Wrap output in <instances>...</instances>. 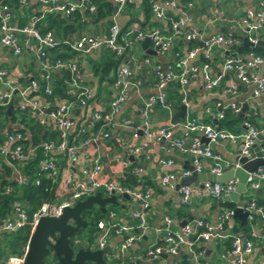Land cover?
I'll return each mask as SVG.
<instances>
[{
  "label": "built area",
  "instance_id": "2783aa9c",
  "mask_svg": "<svg viewBox=\"0 0 264 264\" xmlns=\"http://www.w3.org/2000/svg\"><path fill=\"white\" fill-rule=\"evenodd\" d=\"M110 1L113 4V11L107 31L99 35L80 34L71 41L56 40L50 30L40 32L36 24L45 12L58 13L64 18L80 10L92 15L96 7L91 0H66L64 2L57 0H18L20 8L25 7L28 2L47 4L41 13L29 15L27 22L21 26L12 22L15 7L8 1H0V43L8 48L12 55L18 56L24 52L31 54L38 65L37 73L26 83L19 85L10 78L6 68L0 67V85L2 86L0 106H12L11 108L26 112L28 118L33 119L39 126L41 134L45 131L56 133L55 138L47 137L32 145L29 142V130L16 121L10 122L9 125L13 128L12 132H8L6 127L0 128V158L11 169V175L16 182L23 184L25 176L22 174V168L29 159L35 156V151L39 149L41 156L37 161L38 170L32 179V183L39 186L41 179L44 178L50 183L56 184L58 191L57 197H54L52 201L41 203L32 213L29 221H27L24 209L15 206L11 217L1 221L0 231L12 232L28 223L31 234L40 217H58L65 208L72 207L77 200L84 199L97 190L107 194L115 193L131 197L136 205L131 212V217L136 220V228L142 233L148 229L143 214L149 205V189L140 186H127L118 180L104 178L102 162L94 147L98 138L108 137L109 133L106 128L114 125V117L126 101L130 89L137 88V83L132 79V71L122 62V58L133 42H141L144 38L151 42L157 53L175 59L177 68L175 69L169 64L165 66L153 64L154 93L149 94L137 107L142 119L140 126L135 129L141 133L142 140L138 146L129 148V154L136 155L148 146L149 141L160 140L167 148L191 155L192 169L181 172L183 178L190 176L192 171L195 173L203 171L200 159L210 161L211 164L208 169L210 174L220 175L224 169L240 168L238 162L240 157L254 158L251 149L259 139L260 130L249 126L247 123H245L246 131L235 133L192 117H186L183 122H169L156 130H151L150 122L146 117V110L153 104H158L169 110L165 88L170 82L177 83L178 99L185 108L188 105L186 84L193 78L197 76L200 78L202 88L206 92H212L216 89L219 86L220 76H214L210 72V52L213 48H218L227 53L235 44L234 37L231 34L215 32L202 39L198 45L183 52L177 48L174 40L179 35L185 41H190L195 36V30L191 28L192 1L164 0L162 4L150 1V12L156 19L168 24V32L161 31L157 26L141 29L136 23L121 31L116 17L126 6L132 3V0ZM165 8L175 11V16L168 15ZM237 21L245 29L246 41L251 45L248 47H254L258 40V32L264 28V0H258L255 9H246ZM60 43L64 44L71 52L83 54L100 48H107L120 61L113 78L115 91L106 110H90L87 123L82 122V120L77 121L73 113L89 106V101L93 95L92 90L90 87L81 84L76 64L72 59L59 56L50 58L48 56L47 50ZM263 64L264 55L255 54L251 50L239 55L228 53L222 62L221 72H230L236 81L251 85L253 97L264 96V74H257L255 71ZM62 71L67 72L66 77H62ZM52 74L61 79L66 96L51 97ZM236 91L237 83L229 82L223 92L233 95ZM32 92L34 93L30 95ZM217 105L220 107L216 115L217 118L223 117V109L228 108L233 113L239 111V107L232 102L227 105ZM177 124L181 127V133L174 135L172 129ZM96 125L98 126L96 127ZM121 125L128 126L129 120H123ZM137 130L133 132V136H136ZM198 134L203 136L207 142L202 143ZM237 139H240L241 145L236 159L232 163L222 160L209 147V144L215 141H235ZM25 140L28 142H24ZM258 152H261L263 158L264 150L262 147H259ZM157 163L160 166L168 167L172 161L171 159H158ZM120 165L122 170L128 167L126 156L120 161ZM136 171H140V168H137ZM261 180H264L263 166L257 167L255 172L247 173L246 186L252 190L257 189ZM160 181L168 188H172L176 176L173 172L166 171L161 174ZM236 182L234 177L223 182L206 180L202 183L200 190L201 193L212 198H219L232 192ZM46 189L47 187L44 188V190ZM178 192L180 202L183 204L188 202L191 188L182 185L178 187ZM244 210L247 211L246 218L248 220H252L254 217L252 213H255L264 221V209L261 206H256L250 202ZM232 213V209L222 212L219 215V222L214 228L201 218L182 224L179 228H172L171 219L164 216L160 228L162 231L161 241L145 250V258L153 260L163 253L174 255L183 248L190 264H206L199 259L201 254L194 251L195 241L208 240L218 236V231L222 229L223 222L230 218ZM112 215L109 214L107 218L98 220L95 224L99 248H103L110 234L122 235L132 229V226L116 223L111 219ZM252 236L243 240L237 236L233 237L228 251V256H230L228 264H244L245 256L251 251L253 238L258 239L264 247V232L258 236ZM136 239L137 236L135 235H126L118 250L124 251ZM49 241L53 242V238L49 237ZM26 250L27 244L21 253L8 255L0 264H23ZM254 264H264V255Z\"/></svg>",
  "mask_w": 264,
  "mask_h": 264
},
{
  "label": "crops",
  "instance_id": "0c3cea01",
  "mask_svg": "<svg viewBox=\"0 0 264 264\" xmlns=\"http://www.w3.org/2000/svg\"><path fill=\"white\" fill-rule=\"evenodd\" d=\"M2 1H8L15 7L13 9L12 22L17 26L25 24L29 15L39 14L44 7H47V4L28 2L25 7L20 8L18 0ZM57 1L64 2L66 0ZM103 1L109 3V13L96 17L95 12L91 15L84 10L75 11L72 14H78L79 19L72 17L74 31L67 33L63 38H59L52 29H49L54 38L59 41H71L80 34L99 35L105 33L111 23L113 4L110 0ZM150 1L161 4L164 2V0ZM190 1H192L190 10L192 16L191 28L195 30V36L190 41L183 40L180 35L177 36L174 44L180 51L184 52L186 49L198 45L202 39L215 32L231 34L235 39V44L227 53L218 48L211 50L210 72L214 76H220L219 86L212 92H206L202 88L198 76L190 80L185 88L188 105L185 108L183 117H178L176 123L183 122L186 117H192L198 121L214 125L220 119L216 117L217 112L220 110L217 104L227 105L232 102L239 107V110L242 104H246L247 110L243 114L244 117L237 115L239 111L235 113L240 120L230 131L235 133L246 131L247 126L245 123L258 128L260 130L259 139L251 149L253 155H255L259 147L264 150V96L253 97L251 85L236 81L234 75L230 72L222 73L221 65L228 53L243 54L238 51L239 48L245 45L242 40L246 38V32L237 20L246 9H255L258 0ZM125 9L126 7L116 17L121 31L136 23L141 29L157 26L161 31L168 32L166 22L156 19L150 11H145L143 0H132V3ZM165 9L168 15L175 16V11L170 8ZM46 14L51 13L45 12L43 17L37 22L36 27ZM69 22L72 21L70 20ZM42 23L44 24V22ZM257 39L264 42V28L258 32ZM136 50L138 51L137 53ZM47 52L50 58L60 55L64 56V58L72 59L76 64L81 84L90 87L92 90L93 95L89 101V106L73 113L77 121L82 120V122L87 123L88 114H90L89 112L92 109L106 110L107 104L115 91L113 78L116 68L120 64L118 58L109 49L100 48L83 54L71 52L64 44L60 43L49 48ZM122 62L131 69L132 79L137 83V88L130 89L126 101L114 117V125L106 128L109 133L108 137L98 138L94 147L99 153L102 162V175L104 178L118 180L127 186H140L149 189V205L143 214L148 229L142 233L136 228V220L131 217V212L136 205L131 197L115 193L107 194L104 191L97 190L89 195L90 201L86 203L79 213L84 225H80L68 238L67 246L72 250L70 262L72 264H190L186 259L187 253L183 248L174 255L163 253L153 260L145 258V250L161 241L162 231L160 228L162 227L164 216H168L171 219L172 228H179L182 224L198 218L203 219L214 228L219 222V215L225 210L232 209L233 211L235 207H241L244 210L248 203L253 202L255 204L258 197L264 199V180L259 182L257 189L252 190L246 186V190L239 195L238 201L232 203L218 201V198H212L201 193L202 180L195 178L187 185L191 188V193L188 202L183 204L180 202L178 188H175V186L184 179L181 176V172L191 166L192 157L189 153L167 148L160 140L156 139L149 141L148 146L141 152L131 155L132 158L130 160L127 159L128 167L122 170L120 161L125 156L127 158V155H130L128 152L129 148L138 146L142 140L141 133L135 129L140 126L142 119L137 107L149 94L154 93L155 76L152 71L153 64L156 63L160 66L169 64L173 68H177L175 59L157 53L149 40L143 48L140 46V42H133L128 47ZM0 67L6 68L10 78L18 85L30 80L38 69L37 62L31 54L24 52L18 56L12 55L10 50L1 43ZM106 68H109V71L105 74L103 70ZM255 71L257 74H264V64ZM56 78V75L52 74V86ZM229 82L237 83V91L233 95L223 92ZM168 85L165 88V94L169 103V110L158 104H153L146 110V117L150 122L151 130L167 125L171 116L181 104L178 99V91ZM1 89L2 86L0 85V91ZM123 120H129V125H121ZM8 124L10 123L8 122ZM214 126L216 127V125ZM134 129L137 130L136 136L132 135L135 132ZM172 130L174 135L181 133V127L178 124ZM199 139L202 143H205L203 136H199ZM240 145V139L235 141L219 140L210 143L209 147L222 160L232 163L236 159ZM158 159H171L172 164L168 167L160 166L157 163ZM200 164L203 169L201 173H210L208 171L211 164L209 160L200 159ZM113 166L116 167L115 170L112 169ZM137 168H140V171H136ZM166 171L173 172L176 176V181L172 188H168L160 181L161 174ZM225 203H232L233 208H228ZM109 214H113L111 219L116 223L132 226V229L122 235L110 234L103 248H99L96 237V225L92 233H90L91 230L88 227L89 224H94L95 217L98 218V221L105 217L107 218ZM252 214L254 216L252 220H248L245 216V224H241L237 218L231 215L230 218L223 222L222 229L218 231V236L208 240L195 241L193 248L196 253L201 254L199 259L206 262V264H228L230 258L228 251L230 250V243L233 237L237 236L243 240L253 237L252 235L258 236L264 232V221L255 213ZM68 222L73 224L72 220H68ZM243 227H245V230H243ZM128 234L137 236V239L130 247L120 252L118 250L119 245ZM99 250H103L101 258L98 256ZM263 255L264 247L258 239L253 238L251 251L245 256L244 264H254ZM64 256V252H60L58 255L59 258ZM43 259H46L49 264H57V258L53 257V252L51 251H48Z\"/></svg>",
  "mask_w": 264,
  "mask_h": 264
},
{
  "label": "trees",
  "instance_id": "16d2710c",
  "mask_svg": "<svg viewBox=\"0 0 264 264\" xmlns=\"http://www.w3.org/2000/svg\"><path fill=\"white\" fill-rule=\"evenodd\" d=\"M2 1V0H1ZM95 5H97L95 10V16L99 17L105 13L110 12V5L108 2L103 0H91ZM150 0H143L144 9L146 12L150 11ZM79 19L78 14H72L67 18L62 17L59 14H46L44 18L41 20L37 27L41 32L45 30L52 29L55 35L59 38H63L67 33H72L74 31L73 20ZM72 22H69V21ZM44 22V24L42 23ZM43 25H42V24ZM167 27L168 24L166 23ZM251 50L255 54L264 55V48L261 46H255L249 48L248 46H243L239 48L240 53H245ZM64 58V56H60ZM109 71V68L103 70L106 74ZM62 77L67 76V72H61ZM170 87H173L177 90V83L170 82L168 83ZM34 92L30 93L32 95ZM64 97L65 88L59 77L55 79V83L52 86L51 97ZM177 96V92H176ZM50 97V99H51ZM46 99V98H45ZM8 106H0V128L7 129L8 132H12L13 128L9 126L8 122H17L23 124L30 133L29 142L32 145L37 144L40 140L45 139L47 137L55 138V132H43L41 134L39 126L33 121V119L28 118L27 113L24 111H20L17 108H12L7 112ZM239 117L235 113H233L230 109H225L223 111V117L215 122L217 128H225L231 130L239 121ZM98 125H96L97 127ZM28 142V141H24ZM41 153L40 150L37 149L35 151V156L26 162L24 167L22 168V174L25 176V182L23 184H18L14 177L11 175V169L1 160L0 158V223L5 218L11 217L13 209L15 206H20L24 209L27 215V221L30 220L32 213L41 205L43 202L52 201L54 197H57L58 191L56 190V184L50 183L49 180L41 179L40 185L35 186L32 183V179L37 173V161L40 158ZM12 160V159H10ZM130 164H132L130 162ZM113 170L116 167H112ZM120 178V176H118ZM47 187L46 190L44 188ZM256 205L261 206L264 209V199L257 198ZM228 208H233L232 203H225ZM97 217H95L94 224H89L90 233L93 232L95 222L97 221ZM245 230V227H243ZM30 236V225L26 223L25 225L17 228L12 232L0 231V263L8 256L12 254L21 253L22 249L27 244L28 238ZM44 264L47 263L46 259H43Z\"/></svg>",
  "mask_w": 264,
  "mask_h": 264
},
{
  "label": "water",
  "instance_id": "95a60500",
  "mask_svg": "<svg viewBox=\"0 0 264 264\" xmlns=\"http://www.w3.org/2000/svg\"><path fill=\"white\" fill-rule=\"evenodd\" d=\"M148 42L147 38H144L140 42V46L143 48ZM242 43L251 46L247 43L246 38H243ZM255 46H261L264 48V42L258 40ZM11 106H8L7 112L9 113ZM247 110V105L242 104L238 116L244 117V112ZM185 113V106L180 104L178 110L171 116L170 123H175L178 117L182 118ZM205 139V138H204ZM205 142L207 140L205 139ZM261 152H256L254 158L247 159L246 157H240L238 162L240 163V168L237 169H224L220 175H212L208 172L205 173H195L191 172L190 176L182 179L175 188L182 185H188L190 181L195 178H200L202 183L206 180L215 181H226L232 177L236 178L237 182L235 189L227 195H222L218 198V201H227L236 203L238 197L241 193L246 190V175L249 172H255L257 167L264 166V157H261ZM131 155H127V159H131ZM189 170L192 166L188 167ZM90 201V196L84 199L77 200L74 205L70 208H65L58 217H45L39 218L37 224L33 228L28 241L27 250L25 253L23 264H44L43 257L48 251L53 252V257L57 258V264H72L70 258L72 256V250L67 246L69 242L68 238L73 232L77 230L80 225H84V222L80 219V211L85 207L86 203ZM247 211L243 210L241 207H235L233 209L232 216L237 218L241 224H245V216ZM68 220H72L68 222ZM48 237L53 238V243L49 242ZM104 250V249H103ZM103 250L98 251V256L101 258ZM60 252H64L65 256L59 258Z\"/></svg>",
  "mask_w": 264,
  "mask_h": 264
},
{
  "label": "rangeland",
  "instance_id": "374dc122",
  "mask_svg": "<svg viewBox=\"0 0 264 264\" xmlns=\"http://www.w3.org/2000/svg\"><path fill=\"white\" fill-rule=\"evenodd\" d=\"M128 8H129V7H128ZM126 9H127V6H126ZM126 9H125V10H126ZM137 52H138V51L136 50V53H137Z\"/></svg>",
  "mask_w": 264,
  "mask_h": 264
}]
</instances>
